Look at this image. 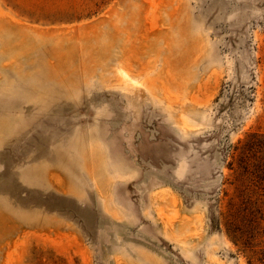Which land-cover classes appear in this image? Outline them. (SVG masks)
Segmentation results:
<instances>
[{
	"label": "rangeland",
	"instance_id": "obj_1",
	"mask_svg": "<svg viewBox=\"0 0 264 264\" xmlns=\"http://www.w3.org/2000/svg\"><path fill=\"white\" fill-rule=\"evenodd\" d=\"M0 264H264V0H0Z\"/></svg>",
	"mask_w": 264,
	"mask_h": 264
}]
</instances>
